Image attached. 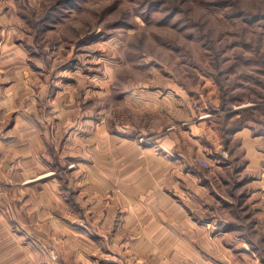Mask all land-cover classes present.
<instances>
[{
  "label": "rangeland",
  "instance_id": "1",
  "mask_svg": "<svg viewBox=\"0 0 264 264\" xmlns=\"http://www.w3.org/2000/svg\"><path fill=\"white\" fill-rule=\"evenodd\" d=\"M67 1L0 0V264H117L123 140L181 160L158 144L182 121L241 125L264 99V0Z\"/></svg>",
  "mask_w": 264,
  "mask_h": 264
},
{
  "label": "crops",
  "instance_id": "2",
  "mask_svg": "<svg viewBox=\"0 0 264 264\" xmlns=\"http://www.w3.org/2000/svg\"><path fill=\"white\" fill-rule=\"evenodd\" d=\"M257 108V119L241 125L230 126L239 113L226 123L219 120L220 112H199L192 121H182L178 136L185 140L174 134L177 140L170 138L166 143L169 138L165 137L158 144L163 147L159 154H176L181 160H154V148L123 140L117 149V167L123 171L117 191L127 192L134 208L117 212V249L121 251L117 264H192L211 256L231 264L235 250L246 254L245 259L257 257V263L264 264V99ZM185 128L192 134H186ZM203 129L208 135L202 134ZM145 151L152 156L145 165L161 170L156 174L162 176L141 182L132 175L140 165L138 156ZM209 153L214 162L205 155ZM186 155L210 160L211 173L195 170L201 166L185 160ZM173 169L178 170L176 177H171ZM141 185H146L144 194ZM170 191H179L178 199ZM139 194L147 201L143 208H137Z\"/></svg>",
  "mask_w": 264,
  "mask_h": 264
},
{
  "label": "built area",
  "instance_id": "3",
  "mask_svg": "<svg viewBox=\"0 0 264 264\" xmlns=\"http://www.w3.org/2000/svg\"><path fill=\"white\" fill-rule=\"evenodd\" d=\"M199 164L208 167L209 164L206 160L202 159V158H198Z\"/></svg>",
  "mask_w": 264,
  "mask_h": 264
},
{
  "label": "trees",
  "instance_id": "4",
  "mask_svg": "<svg viewBox=\"0 0 264 264\" xmlns=\"http://www.w3.org/2000/svg\"><path fill=\"white\" fill-rule=\"evenodd\" d=\"M65 1H67V0H65ZM73 1H74V0H72V1L68 0L66 3H69L68 5H71V4L75 3V2H73Z\"/></svg>",
  "mask_w": 264,
  "mask_h": 264
}]
</instances>
